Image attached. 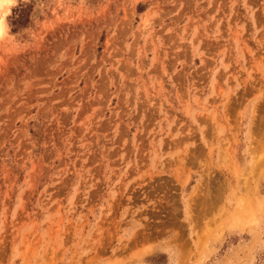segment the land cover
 Returning <instances> with one entry per match:
<instances>
[{"label": "rangeland", "instance_id": "rangeland-1", "mask_svg": "<svg viewBox=\"0 0 264 264\" xmlns=\"http://www.w3.org/2000/svg\"><path fill=\"white\" fill-rule=\"evenodd\" d=\"M8 11L0 264H264V0Z\"/></svg>", "mask_w": 264, "mask_h": 264}, {"label": "bare ground", "instance_id": "bare-ground-1", "mask_svg": "<svg viewBox=\"0 0 264 264\" xmlns=\"http://www.w3.org/2000/svg\"><path fill=\"white\" fill-rule=\"evenodd\" d=\"M237 204H238L237 208L234 210L233 213H231V216H230L231 218L229 219V221L230 222L235 221L237 223H243V224H246V223L250 224L251 222H253L256 218L257 213L259 212L260 207L257 206V209L255 207L250 208L249 206L245 204L243 200L239 201Z\"/></svg>", "mask_w": 264, "mask_h": 264}, {"label": "clouds", "instance_id": "clouds-1", "mask_svg": "<svg viewBox=\"0 0 264 264\" xmlns=\"http://www.w3.org/2000/svg\"><path fill=\"white\" fill-rule=\"evenodd\" d=\"M15 0H0V8H3V16H0V39L4 38L8 31L10 30V26L7 22V16L10 14L8 9L11 6H14Z\"/></svg>", "mask_w": 264, "mask_h": 264}, {"label": "trees", "instance_id": "trees-1", "mask_svg": "<svg viewBox=\"0 0 264 264\" xmlns=\"http://www.w3.org/2000/svg\"><path fill=\"white\" fill-rule=\"evenodd\" d=\"M23 10L20 8L19 9V14H18V16H17V19H15L14 21H15V24H20V20H21V18L23 17Z\"/></svg>", "mask_w": 264, "mask_h": 264}]
</instances>
